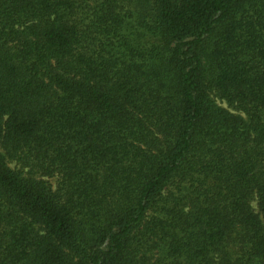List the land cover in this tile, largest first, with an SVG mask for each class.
I'll list each match as a JSON object with an SVG mask.
<instances>
[{"label": "trees", "instance_id": "16d2710c", "mask_svg": "<svg viewBox=\"0 0 264 264\" xmlns=\"http://www.w3.org/2000/svg\"><path fill=\"white\" fill-rule=\"evenodd\" d=\"M0 264H264V0H0Z\"/></svg>", "mask_w": 264, "mask_h": 264}, {"label": "rangeland", "instance_id": "374dc122", "mask_svg": "<svg viewBox=\"0 0 264 264\" xmlns=\"http://www.w3.org/2000/svg\"><path fill=\"white\" fill-rule=\"evenodd\" d=\"M222 105H224V106H226V104H224V103H221Z\"/></svg>", "mask_w": 264, "mask_h": 264}]
</instances>
